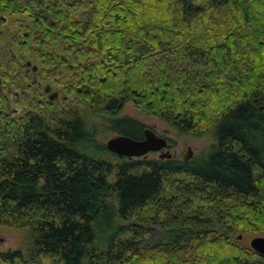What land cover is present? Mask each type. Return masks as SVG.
Here are the masks:
<instances>
[{"label": "trees", "instance_id": "1", "mask_svg": "<svg viewBox=\"0 0 264 264\" xmlns=\"http://www.w3.org/2000/svg\"><path fill=\"white\" fill-rule=\"evenodd\" d=\"M12 48L62 99L5 116L0 226L20 264H264V0H0ZM13 89H18L13 87ZM132 105L209 156L118 159ZM150 230H154L152 233Z\"/></svg>", "mask_w": 264, "mask_h": 264}, {"label": "flooded vegetation", "instance_id": "2", "mask_svg": "<svg viewBox=\"0 0 264 264\" xmlns=\"http://www.w3.org/2000/svg\"><path fill=\"white\" fill-rule=\"evenodd\" d=\"M15 31L17 29L14 28L11 16L3 13L2 9H0V95L5 102L6 117L17 116L24 111H28L30 108L29 104L34 101H37L38 105L42 107H48L49 104L61 102L63 98L57 89H54L52 85L44 82L43 77L40 76V68L37 64L30 61H23L14 54L12 37ZM13 87L18 89H13ZM24 101L27 103L22 105ZM147 129H151L157 135L163 136L168 141V146L165 151L151 153L149 157L162 160L173 159L174 153H171V141L165 134L156 132L154 128L146 126L143 130L142 139L138 141L145 139V131ZM125 158L118 157L120 160Z\"/></svg>", "mask_w": 264, "mask_h": 264}, {"label": "rangeland", "instance_id": "3", "mask_svg": "<svg viewBox=\"0 0 264 264\" xmlns=\"http://www.w3.org/2000/svg\"><path fill=\"white\" fill-rule=\"evenodd\" d=\"M26 103L27 102L24 101L22 102V105H25ZM123 115L135 117L142 123H144L147 127L154 128L159 134H165L171 141V153H174L173 159L181 161L184 160V157L187 154H191V160L196 158L197 156L203 157L201 163L207 160L209 156V149L212 146L213 142V137L211 134L191 136L178 133L156 118L140 115L132 105H127L125 107ZM114 136L116 135L106 132L103 133L100 138L104 143H107V141ZM189 148H191V152H188ZM149 158L152 157L148 156L146 159ZM150 231L152 233L155 232L154 230ZM29 236V229H16L0 226V264H20V258L13 257L9 255V253L22 251L27 243L29 244ZM255 237H258V235L249 234L246 236H239L238 240L242 244L248 245L250 247V241ZM42 264H51L50 259L43 258Z\"/></svg>", "mask_w": 264, "mask_h": 264}, {"label": "water", "instance_id": "4", "mask_svg": "<svg viewBox=\"0 0 264 264\" xmlns=\"http://www.w3.org/2000/svg\"><path fill=\"white\" fill-rule=\"evenodd\" d=\"M51 101H53V99H51ZM167 146L168 141L163 136L157 135L151 129H147L145 131V139L142 141L134 140L123 135H116L109 139L106 143V148L108 151L120 158L126 157L129 159H146L151 153L165 151ZM188 150V152H191V148ZM190 160L191 154H187L184 157V162H189ZM250 248L257 254L264 256V237L258 236L253 238L250 241Z\"/></svg>", "mask_w": 264, "mask_h": 264}]
</instances>
